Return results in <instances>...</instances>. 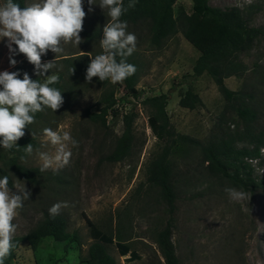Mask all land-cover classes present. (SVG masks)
<instances>
[{
    "label": "rangeland",
    "instance_id": "obj_1",
    "mask_svg": "<svg viewBox=\"0 0 264 264\" xmlns=\"http://www.w3.org/2000/svg\"><path fill=\"white\" fill-rule=\"evenodd\" d=\"M24 2L26 5L32 0ZM209 5L221 10L237 8L249 27L264 29V0H209ZM251 6L256 9L252 13ZM92 7L93 11L89 13L85 0L86 16L80 33L83 42L78 47L70 43L65 45L63 56L57 58V64L63 65L58 74L65 79L68 65L60 59L88 55L90 63V57L94 58L103 51L99 41L108 20L107 12L98 6ZM181 12L192 15L191 0H176L173 14L177 17ZM94 31L100 34L88 39ZM128 31L137 37L136 50L128 59L138 68L136 90L139 98L128 96L122 82H101L97 77H93L91 83L80 80L67 98L70 102L63 103L70 104L68 109L58 116L59 121L53 128L70 132L78 142V146L72 148L69 164L44 171V177L35 185L21 181L31 196L14 220L18 226L14 237H24L53 204L66 202L68 206L61 208L59 214L67 221L70 240L57 242L51 237L43 238L35 251L27 245H20L11 264H79L80 256L85 257L93 243L83 215L113 237L121 234L124 244L140 257L137 261L128 262V255L121 257L114 245L107 246V252L116 264H164L156 244V234L169 221L171 241L179 264H264V189L250 192L208 175L205 164L201 163L200 152L193 147V150L185 147L168 157L174 188L172 210L160 189L151 182L165 143L152 134L148 124L149 109L141 101L166 94V113L173 132L201 144L214 134L216 119L225 101L209 76H193L192 69L199 53L185 41L180 31L166 40L160 50L150 46L144 25L128 26ZM5 43L6 38L0 42V71L12 72L14 68L9 66ZM15 58L18 61L16 67L20 66L30 77L35 76L34 66L23 54ZM54 58L55 54L49 51L41 57V62ZM73 60L85 61L84 57ZM238 67L240 76L227 78L224 84L232 91L244 93L247 103L257 110L258 129L263 131V38L239 55ZM188 90L198 95L202 102L193 110L178 105L180 96ZM110 92H113L117 113L106 118V128H103L99 122L89 121L87 111L97 113L102 107L100 100ZM132 109L136 117L131 154L121 162L108 163L104 157L112 151L115 140L123 132L122 115ZM56 115V112L52 114L47 127L55 126L50 123L54 124L53 116ZM34 126L39 136L35 137L33 154L26 157L24 164L40 169L35 149L51 154L54 146L47 144L40 134L45 126L40 123ZM229 126L230 130L235 129L234 125ZM42 144L47 146L41 147ZM260 154L264 159V147ZM248 162L253 168L254 179L264 177V168L258 166L259 161ZM230 187L245 192L246 197L231 199L225 191Z\"/></svg>",
    "mask_w": 264,
    "mask_h": 264
},
{
    "label": "trees",
    "instance_id": "obj_2",
    "mask_svg": "<svg viewBox=\"0 0 264 264\" xmlns=\"http://www.w3.org/2000/svg\"><path fill=\"white\" fill-rule=\"evenodd\" d=\"M21 7H24V0H17ZM128 0H124L127 6ZM176 0H138L135 7L129 9L122 19L126 20L128 26L136 27L144 25L147 31L149 44L152 48L160 50L166 40L175 36L178 31L183 38L198 53L199 56L193 66V76L200 77L206 74L216 85L218 92L225 101V106L216 119L214 134L201 144L199 141L188 136L178 135L173 132L166 113L168 96L160 94L154 97H147L141 104L149 109L148 124L149 128L158 141H163L165 147L159 159L156 161V170L151 177V182L157 186L168 207L172 210L174 204V188L172 183L171 166L168 157L171 153L182 151L187 147L198 149L200 152L201 163L205 164V171L208 175L224 179L231 186L246 191L253 192L258 188L264 189V177L259 180L252 177L253 168L248 161L257 160L258 166L264 168V159L261 158L260 150L264 147V129H258L259 114L256 109L251 107L244 97V93L232 91L224 84V80L230 77L240 76L238 67L239 55L250 49L255 41L264 39V29L249 27L246 19L237 8L221 10L209 5V0H191L192 15L188 16L181 12L177 17L173 14V6ZM251 13L256 10L254 7ZM100 33L94 31L87 38L94 39ZM77 57H84L85 61L73 60ZM60 59L68 65L66 77L59 75V83L54 85L62 92L64 102H70L68 96L72 89L80 80L85 79V71L89 64L88 55ZM73 61L75 64L73 65ZM127 62L135 65L128 59ZM136 66V65H135ZM74 69L71 75V69ZM21 70L20 66L13 69ZM132 76L121 81L128 96L135 99L139 98L136 90L138 82V68ZM33 80L39 77L32 76ZM66 80L68 81L66 83ZM251 98V96H249ZM115 99L113 92L104 96L99 105L102 107L97 113L87 111V117L91 122H99L106 128V118L115 115ZM202 102L198 95L191 91H186L180 96L179 107L193 110ZM70 105V104H69ZM68 104H63L54 117L55 128L59 115L68 109ZM134 108V107H133ZM51 109H45L36 114L35 122L25 129V136L18 142L19 150L11 152L0 148V174L10 175V186L13 176L20 181L35 185L39 179L44 177V173L39 168L29 167L24 164L26 155L24 147L32 143L35 148V137L39 133L35 130L34 124L46 123L54 114ZM50 114V115H49ZM136 114L132 109L129 113L122 115L123 132L115 140L112 151L104 157L108 163L114 164L123 161L130 156L133 144V124ZM230 124L235 129L230 130ZM35 127V128H34ZM44 127V128H45ZM33 133V136H32ZM42 135V133H40ZM186 147V148H185ZM193 150V149H192ZM21 156L25 158L21 160ZM89 236L93 243L89 246L85 257L80 256L79 264H116L114 259L107 252V246L114 245L119 256L128 255L127 261L139 260V256L124 244L121 234L113 237L111 234L101 230L90 219L85 218ZM51 237L57 242H67L71 235L67 229L66 219L58 214L51 216L49 212H44L43 218L30 230L24 237H14L16 247L5 259V264H11L16 259V251L20 245H27L35 251L39 242L43 238ZM172 227L169 221L165 227L156 234V244L159 254L164 264H179L175 254V248L171 241Z\"/></svg>",
    "mask_w": 264,
    "mask_h": 264
},
{
    "label": "clouds",
    "instance_id": "obj_3",
    "mask_svg": "<svg viewBox=\"0 0 264 264\" xmlns=\"http://www.w3.org/2000/svg\"><path fill=\"white\" fill-rule=\"evenodd\" d=\"M137 2L128 0L125 6L124 0H87L89 13L93 11L92 6H98L103 12L106 10L108 17L99 41L103 51L90 57L85 71L87 82L91 83L93 77L101 82H121L137 71L135 65L127 62V57L136 50L137 37L128 31V23L122 19ZM84 3L85 0H32L21 7L17 0H0V42L6 38L9 66L15 68L18 63L15 57L23 54L39 77L33 80L20 69L0 71V148L3 150H19L17 142L25 136V129L35 122L36 114L45 109L55 112L63 105L62 92L54 86L59 83L58 72L63 68L57 64V58L63 56L65 45L70 43L78 47L83 42L80 33L86 16ZM49 51L55 58L42 63L41 57ZM73 71L72 68L71 75ZM42 135L47 144L54 146V153L35 149L40 171L68 165L72 148L78 146L70 132L45 127ZM23 149L26 156L34 152L32 143ZM24 158L21 156V160ZM10 175V172L0 174V264H5V259L16 247L14 236L18 226L14 220L31 196L25 184L16 178L10 186ZM225 191L233 200L246 197L245 192L235 188ZM67 206L66 202H57L48 212L54 217Z\"/></svg>",
    "mask_w": 264,
    "mask_h": 264
}]
</instances>
